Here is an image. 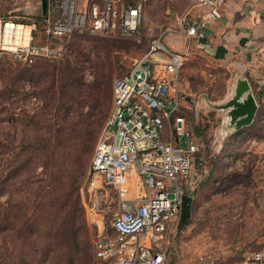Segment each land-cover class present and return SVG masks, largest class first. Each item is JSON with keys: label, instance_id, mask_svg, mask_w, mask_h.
Returning a JSON list of instances; mask_svg holds the SVG:
<instances>
[{"label": "rangeland", "instance_id": "obj_1", "mask_svg": "<svg viewBox=\"0 0 264 264\" xmlns=\"http://www.w3.org/2000/svg\"><path fill=\"white\" fill-rule=\"evenodd\" d=\"M29 3L36 9L30 0H0V18L38 19ZM191 4L145 0L138 34L77 35L61 44L56 59L26 65L0 54V217L7 208L11 220L0 238V264H98L93 242L99 231L110 229L115 205L106 204V193L114 194L97 181L94 195L87 187L112 82L129 71L151 39L178 32L176 16ZM45 11L46 5L42 15ZM193 48L188 71L194 77L187 85L194 100L182 108L198 146L188 191L192 202L187 220L178 218L169 235L165 264H234L247 253L264 251V124L220 138L224 117L217 106L228 79L215 72L209 54ZM77 77L82 87L72 91ZM86 142L83 172L68 155ZM55 195L69 207L67 216L61 215ZM89 203L94 214L85 210ZM67 224L78 250L73 255L60 247ZM29 227L33 236L26 232Z\"/></svg>", "mask_w": 264, "mask_h": 264}, {"label": "built area", "instance_id": "obj_2", "mask_svg": "<svg viewBox=\"0 0 264 264\" xmlns=\"http://www.w3.org/2000/svg\"><path fill=\"white\" fill-rule=\"evenodd\" d=\"M145 0H46L45 14L29 22L0 18V54L31 65L56 59L64 41L76 35L134 36L139 33ZM224 0H192L219 19ZM179 32L205 36L204 19H177ZM183 55L158 36L133 59L130 69L112 82L109 114L89 163L88 193L95 182L106 193L110 229L99 231L94 246L98 264H165L169 235L191 185L197 142L182 108ZM87 209V210H86ZM88 214L95 207L85 205ZM234 264H264V251L247 253Z\"/></svg>", "mask_w": 264, "mask_h": 264}, {"label": "crops", "instance_id": "obj_3", "mask_svg": "<svg viewBox=\"0 0 264 264\" xmlns=\"http://www.w3.org/2000/svg\"><path fill=\"white\" fill-rule=\"evenodd\" d=\"M30 2L38 4L36 9L33 7L35 4L27 5H32V10H36L39 16L42 15L41 0H30ZM182 14H189L194 20L201 18L206 22L205 36L201 40L189 38L179 31L175 34L169 33L162 38L169 49L183 55L185 59L182 78L186 97L183 108H187V103L194 100L187 79L192 76L188 70L193 60L192 50L196 45L201 53L204 51L205 54H209L211 57L209 61L213 62L215 72L224 73L228 79L221 103H225L231 97L238 79H246L258 105L252 125L239 132L228 130L226 131L228 136L242 134L249 128L264 124V0H224L219 19L209 17L205 9L198 7H190ZM178 16H176L177 29ZM195 74L198 76V73ZM219 111L225 117V112ZM221 132L224 133L225 128L222 127Z\"/></svg>", "mask_w": 264, "mask_h": 264}, {"label": "water", "instance_id": "obj_4", "mask_svg": "<svg viewBox=\"0 0 264 264\" xmlns=\"http://www.w3.org/2000/svg\"><path fill=\"white\" fill-rule=\"evenodd\" d=\"M42 8H45L46 0H41ZM218 110L225 112L224 120L220 128V138L228 136V132H239L241 129L251 126L258 110V105L252 94L250 85L246 79H238L234 85L231 97L217 106ZM222 127L225 132L222 133ZM192 197L184 195L180 206V221L184 223L190 214ZM168 255V250H167Z\"/></svg>", "mask_w": 264, "mask_h": 264}, {"label": "trees", "instance_id": "obj_5", "mask_svg": "<svg viewBox=\"0 0 264 264\" xmlns=\"http://www.w3.org/2000/svg\"><path fill=\"white\" fill-rule=\"evenodd\" d=\"M25 22V21H23ZM77 36V35H76ZM75 37V36H73ZM72 37V38H73ZM70 40V39H69ZM67 40V41H69ZM37 60H40V59H37ZM36 60V61H37ZM35 61V62H36ZM34 62V63H35ZM69 71V70H68ZM81 77H77L76 81H72V84H71V90L73 91H76L77 90V87L78 86H81L82 87V80L80 79ZM71 90L70 92H68V97H71ZM110 93V90H109V84H108V80L106 79V101H108V95ZM43 150V149H42ZM67 150V149H65ZM87 151H89V145H88V142L85 143V145H81L79 150H75L73 149V152H71L68 156L71 157V160L75 162L76 164V168L77 170H81V171H85V161L83 159V154L86 153ZM68 157V160L69 158ZM195 157V156H194ZM194 160V159H193ZM54 197H56V200L59 201V209L62 211V214L64 216V214H66V216L70 213V209L69 207L64 203V205L61 206V202H65V201H61L62 198H61V195H55ZM42 201L45 200V196H43L42 198ZM2 217H0V227H1V230H0V238H1V235L4 234L6 231L10 230L9 229V226H11V220H10V215L7 214V208L3 209L2 210ZM7 223V228L3 227V225ZM38 227L40 228V223L38 225ZM29 228H27L26 232L29 234V236H33V231L32 230H29ZM62 236H63V243L61 244V248H65L67 251H68V254H76L77 252L74 250V242L73 241H76L74 239H72V228H71V224H67V227L64 229L63 233H62ZM72 240V241H71ZM73 242L71 245L70 243ZM65 245V247H64ZM93 250H94V246H93ZM80 253H83V250H80Z\"/></svg>", "mask_w": 264, "mask_h": 264}]
</instances>
